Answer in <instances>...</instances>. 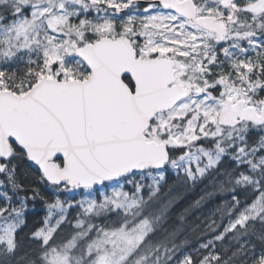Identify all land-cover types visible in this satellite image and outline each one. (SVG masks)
<instances>
[{"label": "snow or ice", "instance_id": "1", "mask_svg": "<svg viewBox=\"0 0 264 264\" xmlns=\"http://www.w3.org/2000/svg\"><path fill=\"white\" fill-rule=\"evenodd\" d=\"M216 199L200 235L228 223L185 252L187 217ZM237 260L264 264V0H0V264Z\"/></svg>", "mask_w": 264, "mask_h": 264}, {"label": "trees", "instance_id": "2", "mask_svg": "<svg viewBox=\"0 0 264 264\" xmlns=\"http://www.w3.org/2000/svg\"><path fill=\"white\" fill-rule=\"evenodd\" d=\"M258 136V133H250V142ZM18 175L21 179V181L25 184H28L32 181L33 179V173L32 169L29 167L27 162H21L18 169H17ZM174 180L173 178H170L169 184H172ZM169 184H166L163 186V190H167ZM204 185H199L196 187L194 190H191L187 193L186 199L181 203L179 206L180 208L186 206L188 203H190L192 200L197 199L201 194H202V189ZM130 190V186H128ZM241 200L243 201L245 199V194L241 192L240 194ZM61 198L63 200H68L67 195H62ZM77 200L76 198H74ZM227 199H231L230 196L227 197ZM221 200L216 199L211 203H205V205L202 207V209L199 210H194L193 213H191L184 224V231L183 233L178 237L177 243H179L181 240L187 236L188 238V244L185 246L184 251L188 252L191 251L192 248H194L201 240L203 239H208L211 238L212 235L218 234L219 232L223 231V226L228 223V217L225 216L222 220L220 219L219 214L214 215L212 218L215 219L220 227L217 228L216 233H209L206 236H201L200 232L204 229L205 225L209 222L208 217L212 213V209L214 208L216 203H220ZM250 202V201H249ZM32 206L33 208L28 210V213L26 215V220H27V225L24 228L23 232L19 233V241H20V246L17 251V256H23L25 257V260L30 258L32 256V249L35 248V245L32 244L30 240V234L31 231L39 228L42 226V221L43 218L46 214V210L42 204H36L35 206ZM179 210V209H178ZM79 209L77 208H72L70 212L68 213L69 219L74 221V218L77 214ZM178 223L176 221V212H172L170 214V218L165 225L166 228L171 229V227L175 226V224ZM71 232V226L69 224H64L61 226L57 233V239L67 237L69 236ZM229 236L231 234H228ZM164 236L163 231L158 232L156 236L153 237L154 240L156 239H162ZM228 247L229 250L227 252L224 251V249ZM235 245H230L229 244V239L228 236L225 237V239L222 242H217L216 245V251L221 253V255L225 256H230L231 251L234 249ZM235 264H239V260L235 262Z\"/></svg>", "mask_w": 264, "mask_h": 264}, {"label": "rangeland", "instance_id": "3", "mask_svg": "<svg viewBox=\"0 0 264 264\" xmlns=\"http://www.w3.org/2000/svg\"><path fill=\"white\" fill-rule=\"evenodd\" d=\"M258 135H259V133H258ZM101 191H103V189H102ZM93 195L95 196L96 193H93ZM60 198H61V197H60ZM68 198H69V200H72L73 198H76L77 200H80V199H82V198H84V197H82V196L79 195V194L75 195V197H73L72 194H68ZM61 199H62V198H61ZM62 200H63V199H62ZM32 208H33L32 206H28V209H32ZM226 257H227V255H226Z\"/></svg>", "mask_w": 264, "mask_h": 264}]
</instances>
